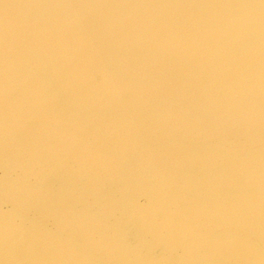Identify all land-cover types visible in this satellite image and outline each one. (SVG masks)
I'll use <instances>...</instances> for the list:
<instances>
[{"label":"water","instance_id":"water-1","mask_svg":"<svg viewBox=\"0 0 264 264\" xmlns=\"http://www.w3.org/2000/svg\"><path fill=\"white\" fill-rule=\"evenodd\" d=\"M0 260L264 264L261 0H0Z\"/></svg>","mask_w":264,"mask_h":264},{"label":"clouds","instance_id":"clouds-1","mask_svg":"<svg viewBox=\"0 0 264 264\" xmlns=\"http://www.w3.org/2000/svg\"><path fill=\"white\" fill-rule=\"evenodd\" d=\"M0 264H7L6 260H0Z\"/></svg>","mask_w":264,"mask_h":264},{"label":"snow or ice","instance_id":"snow-or-ice-1","mask_svg":"<svg viewBox=\"0 0 264 264\" xmlns=\"http://www.w3.org/2000/svg\"><path fill=\"white\" fill-rule=\"evenodd\" d=\"M262 4H264V0H261Z\"/></svg>","mask_w":264,"mask_h":264}]
</instances>
